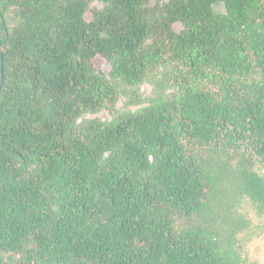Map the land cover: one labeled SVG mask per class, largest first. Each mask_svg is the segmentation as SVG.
Returning <instances> with one entry per match:
<instances>
[{"label": "trees", "instance_id": "16d2710c", "mask_svg": "<svg viewBox=\"0 0 264 264\" xmlns=\"http://www.w3.org/2000/svg\"><path fill=\"white\" fill-rule=\"evenodd\" d=\"M0 264H264V0H0Z\"/></svg>", "mask_w": 264, "mask_h": 264}, {"label": "rangeland", "instance_id": "374dc122", "mask_svg": "<svg viewBox=\"0 0 264 264\" xmlns=\"http://www.w3.org/2000/svg\"><path fill=\"white\" fill-rule=\"evenodd\" d=\"M219 10H220V7H219ZM175 29L176 31H180L181 30L180 25H176ZM96 64L98 68L103 71L104 74L106 75L109 74L111 68L109 64L106 63L103 59H97ZM152 92H153V84L150 81H147L145 84L140 86V90L137 93L135 94L130 93L126 96L125 95L122 96L119 99L118 103L116 104L115 108L117 110H129V109L136 110L141 105L138 103V99H136L134 96L138 94L141 99H145L146 97L151 95ZM94 117H99V118L106 120L111 117V114L108 110H103L102 112H100L98 115H95Z\"/></svg>", "mask_w": 264, "mask_h": 264}, {"label": "water", "instance_id": "95a60500", "mask_svg": "<svg viewBox=\"0 0 264 264\" xmlns=\"http://www.w3.org/2000/svg\"><path fill=\"white\" fill-rule=\"evenodd\" d=\"M219 11L223 12L224 14H227V11H226V8H225L224 4H222V6L220 7Z\"/></svg>", "mask_w": 264, "mask_h": 264}]
</instances>
